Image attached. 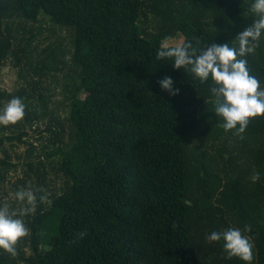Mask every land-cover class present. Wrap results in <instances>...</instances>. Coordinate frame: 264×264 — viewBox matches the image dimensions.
Segmentation results:
<instances>
[{
    "label": "trees",
    "instance_id": "1",
    "mask_svg": "<svg viewBox=\"0 0 264 264\" xmlns=\"http://www.w3.org/2000/svg\"><path fill=\"white\" fill-rule=\"evenodd\" d=\"M254 2L0 0V67L12 62L22 82L0 85V110L14 97L26 105L23 120L0 125V206L18 210L21 188L37 196L22 217L30 235L15 257L0 249V264H245L206 238L245 225L251 264H264V116L250 119L243 139L225 131L211 77L201 83L191 66L157 59L182 34L197 54L212 43L238 48L259 18ZM240 58L264 88V32ZM165 76L178 94L162 90ZM27 128L44 139L38 153ZM22 144L14 161L9 147Z\"/></svg>",
    "mask_w": 264,
    "mask_h": 264
},
{
    "label": "clouds",
    "instance_id": "2",
    "mask_svg": "<svg viewBox=\"0 0 264 264\" xmlns=\"http://www.w3.org/2000/svg\"><path fill=\"white\" fill-rule=\"evenodd\" d=\"M251 10L259 18L236 37L238 48L230 47L229 43H212L197 54V49L191 43H184L175 47L164 46L157 52V59L174 58V67L177 69L191 66L190 71L201 83L211 77L217 85L210 91L215 98V114L224 121L221 127L225 131L235 129L233 134L241 139L250 119L264 116V88L250 74L247 60L240 58L255 51L264 32V0H255ZM157 83L170 95L179 93V89L173 88V80L168 76ZM25 115L26 105L21 98L14 97L0 110V125H14L23 120ZM259 179L260 173L253 170L251 180L255 183ZM38 191L45 192V195L40 196V201L49 202L46 190L41 188ZM15 199L21 204L16 211H10L7 203L0 206V249L13 257L18 254L17 243L30 235L22 217L35 213L37 196L31 187L21 188L16 191ZM250 231V225H245L243 229L230 227L220 232L213 231L206 238L210 242L223 240L227 259L237 257L245 264H251L255 245L252 238L245 234ZM85 235L84 232L77 233L80 239Z\"/></svg>",
    "mask_w": 264,
    "mask_h": 264
},
{
    "label": "rangeland",
    "instance_id": "3",
    "mask_svg": "<svg viewBox=\"0 0 264 264\" xmlns=\"http://www.w3.org/2000/svg\"><path fill=\"white\" fill-rule=\"evenodd\" d=\"M44 25L46 27H50L51 23H44ZM50 31L47 30L45 31V35L49 34ZM63 35L68 36V32H62ZM183 37L184 35H179L169 41L165 42L166 46H170V45H180L183 43ZM22 84L21 79L19 78L18 75V69L14 67L12 62H8L5 66L0 67V85L1 87H3L4 89H7L9 91H14L15 88L20 87ZM48 84V83H47ZM59 92V91H58ZM57 92V93H58ZM82 97H85V93L82 94ZM55 101H57L56 103L57 106H59V104L61 105V101H62V97L60 95H56V97L54 98ZM59 110V115L60 118L65 122V124L69 125V122L66 120L67 118V114L66 111L62 108V109H58ZM45 128V125L43 124L41 127V130ZM68 130V129H67ZM27 131L29 132V136L25 139H27V141H30L32 144H34L36 146V153L40 152L42 150V145L44 144V139L38 140L37 138H39L41 136V133H39L38 131H35L34 128H27ZM44 135L48 136V133H44ZM10 148V153L13 155L14 157V161H17V157H16V153H19L20 155H25L27 150H28V146L26 144H22L20 147L16 146L14 148ZM1 157V154H0ZM22 176V170L20 169L17 172H13L12 174H10L9 176V180H11L12 182H15L17 180L18 177ZM50 178L54 181L52 182L51 186L53 188H58L61 185V182L59 180H57V178L54 175H51ZM12 195V194H11ZM11 199V196L8 195L5 198V201ZM9 205V203H7ZM10 207V211H12L13 209Z\"/></svg>",
    "mask_w": 264,
    "mask_h": 264
}]
</instances>
